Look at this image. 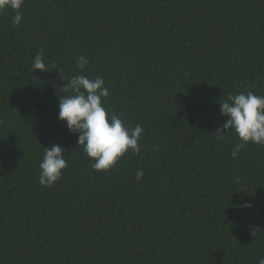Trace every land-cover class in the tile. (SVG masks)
Listing matches in <instances>:
<instances>
[{"label": "trees", "instance_id": "trees-1", "mask_svg": "<svg viewBox=\"0 0 264 264\" xmlns=\"http://www.w3.org/2000/svg\"><path fill=\"white\" fill-rule=\"evenodd\" d=\"M21 12L14 26L0 11V264H259L264 146L233 158L238 137L216 131L229 94L264 96V0H24ZM38 53L49 71L31 69ZM82 55L109 115L144 129L140 152L108 171L58 119ZM52 145L67 167L43 187Z\"/></svg>", "mask_w": 264, "mask_h": 264}, {"label": "clouds", "instance_id": "clouds-1", "mask_svg": "<svg viewBox=\"0 0 264 264\" xmlns=\"http://www.w3.org/2000/svg\"><path fill=\"white\" fill-rule=\"evenodd\" d=\"M23 4L24 0H0V11H15L12 23L19 26L23 19ZM88 63L86 56H80L77 59L80 74L73 75L64 83L62 88L67 95L59 97L58 119L66 122L69 132L77 135V145L83 147L93 170L108 171L129 150L133 154L140 152L144 129L139 124L126 126L117 115H109L103 103L109 95L103 77L90 79L82 74ZM30 67L32 70L49 71L39 53L33 57ZM220 112L226 120L216 131L219 138L225 139V134L232 131L240 141L232 150L233 158L248 143L264 146V96L252 91L229 94L220 103ZM43 149L39 183L43 187H51L60 180L67 167V159L60 145L43 146ZM143 176V170H137V181ZM259 264H264V259Z\"/></svg>", "mask_w": 264, "mask_h": 264}]
</instances>
